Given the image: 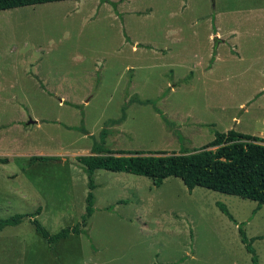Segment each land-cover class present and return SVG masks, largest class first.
<instances>
[{
	"label": "rangeland",
	"instance_id": "obj_1",
	"mask_svg": "<svg viewBox=\"0 0 264 264\" xmlns=\"http://www.w3.org/2000/svg\"><path fill=\"white\" fill-rule=\"evenodd\" d=\"M234 130L264 141V0H80L0 11V219L81 225L77 157L192 152ZM101 155H104L103 153ZM32 157L49 160L32 161ZM83 233L0 232V264H264V205L169 177L97 170Z\"/></svg>",
	"mask_w": 264,
	"mask_h": 264
},
{
	"label": "trees",
	"instance_id": "obj_2",
	"mask_svg": "<svg viewBox=\"0 0 264 264\" xmlns=\"http://www.w3.org/2000/svg\"><path fill=\"white\" fill-rule=\"evenodd\" d=\"M80 0H0V11L27 6ZM92 149L93 155L77 157L76 160L84 169L89 192L86 197V213L81 225L61 229L50 234L36 219L35 215L16 214L0 219V232L6 227H14L25 219L35 233L47 244L55 245L71 235H80L87 225V219L93 212L94 190L93 176L97 170L126 173L149 178L155 187L161 186L169 177L179 178L189 192L195 187L237 196L257 203V210L264 205V141L251 135L241 134L234 130L216 133L215 138L207 145L192 152L168 155L166 153L118 152L111 153L103 144ZM104 155H101V154ZM32 161L49 160L47 157H32ZM219 210L237 226L240 242L251 255L252 264H258L256 252L252 246L254 238H248L244 223L238 224L223 204Z\"/></svg>",
	"mask_w": 264,
	"mask_h": 264
},
{
	"label": "crops",
	"instance_id": "obj_3",
	"mask_svg": "<svg viewBox=\"0 0 264 264\" xmlns=\"http://www.w3.org/2000/svg\"><path fill=\"white\" fill-rule=\"evenodd\" d=\"M261 139H263V138H261Z\"/></svg>",
	"mask_w": 264,
	"mask_h": 264
}]
</instances>
